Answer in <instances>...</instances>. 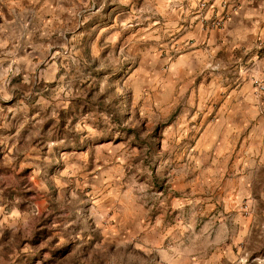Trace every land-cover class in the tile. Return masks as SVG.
I'll return each mask as SVG.
<instances>
[{"label":"rangeland","instance_id":"obj_1","mask_svg":"<svg viewBox=\"0 0 264 264\" xmlns=\"http://www.w3.org/2000/svg\"><path fill=\"white\" fill-rule=\"evenodd\" d=\"M96 10L76 9L73 26L84 30L48 34L33 52L35 79L17 84L27 91L0 97V264H264V189L225 210L211 202L216 214L173 193L193 163L180 158L183 146L161 142L165 120L126 81L124 40L143 17ZM40 218L47 251L32 261L18 243ZM170 220L177 244L156 242ZM58 245L63 258L50 252Z\"/></svg>","mask_w":264,"mask_h":264},{"label":"crops","instance_id":"obj_2","mask_svg":"<svg viewBox=\"0 0 264 264\" xmlns=\"http://www.w3.org/2000/svg\"><path fill=\"white\" fill-rule=\"evenodd\" d=\"M93 5L102 10L99 16L143 17L124 40L132 65L126 81L140 86L144 111L165 120L161 142L183 146L187 154L180 158L193 163L170 183L173 193L216 214L211 202L225 210L257 185L264 189V93L251 85L264 71V0H0V97L27 91L35 79L36 46L43 49L42 41L60 29L88 28L73 26L74 16L78 7ZM49 49L44 44L43 56ZM132 218L134 225L139 216ZM172 221L156 242L177 244ZM154 237L144 232L140 239L152 244Z\"/></svg>","mask_w":264,"mask_h":264},{"label":"trees","instance_id":"obj_3","mask_svg":"<svg viewBox=\"0 0 264 264\" xmlns=\"http://www.w3.org/2000/svg\"><path fill=\"white\" fill-rule=\"evenodd\" d=\"M61 125V124H60ZM47 222V219L40 218L39 222L36 224L35 228L31 232L30 236L25 238L24 240H20L18 243V246H22L23 244H26L30 247V252H32V258L31 260H40L41 254L43 251H47L46 248L38 249V246L40 243H44L46 241L45 233V224ZM54 239L50 240L47 244L50 246L54 243ZM47 247V246H46ZM54 256H57L59 258H63L67 251V246L58 245L55 248L51 249L50 251Z\"/></svg>","mask_w":264,"mask_h":264},{"label":"built area","instance_id":"obj_4","mask_svg":"<svg viewBox=\"0 0 264 264\" xmlns=\"http://www.w3.org/2000/svg\"><path fill=\"white\" fill-rule=\"evenodd\" d=\"M199 7L203 8L204 4L201 3ZM221 7L222 8L226 7V2L225 1H223L221 3ZM235 9H236V7H234V6L230 7V12H234ZM213 21L214 22L212 23V25L213 26H218V25L221 24L223 19L220 20V21H217V20H213ZM251 85H252V87H253V89H254V91L256 93H264V71L251 78Z\"/></svg>","mask_w":264,"mask_h":264}]
</instances>
